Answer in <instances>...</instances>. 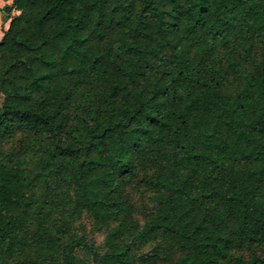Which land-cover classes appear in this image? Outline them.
<instances>
[{"label": "trees", "instance_id": "obj_1", "mask_svg": "<svg viewBox=\"0 0 264 264\" xmlns=\"http://www.w3.org/2000/svg\"><path fill=\"white\" fill-rule=\"evenodd\" d=\"M12 8L0 264H264V0Z\"/></svg>", "mask_w": 264, "mask_h": 264}, {"label": "crops", "instance_id": "obj_2", "mask_svg": "<svg viewBox=\"0 0 264 264\" xmlns=\"http://www.w3.org/2000/svg\"><path fill=\"white\" fill-rule=\"evenodd\" d=\"M13 3V0H0V39L3 37L5 30L9 27L11 19L17 14L15 9L7 10ZM2 94L0 93V103Z\"/></svg>", "mask_w": 264, "mask_h": 264}, {"label": "rangeland", "instance_id": "obj_3", "mask_svg": "<svg viewBox=\"0 0 264 264\" xmlns=\"http://www.w3.org/2000/svg\"><path fill=\"white\" fill-rule=\"evenodd\" d=\"M84 224L86 227V231L91 239H93L97 245L101 244L103 242L104 236L101 232L98 231H92L91 230V224L88 219L84 220Z\"/></svg>", "mask_w": 264, "mask_h": 264}]
</instances>
